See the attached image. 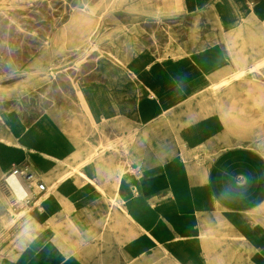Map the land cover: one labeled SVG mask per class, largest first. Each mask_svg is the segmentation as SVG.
Wrapping results in <instances>:
<instances>
[{
	"label": "crops",
	"instance_id": "obj_1",
	"mask_svg": "<svg viewBox=\"0 0 264 264\" xmlns=\"http://www.w3.org/2000/svg\"><path fill=\"white\" fill-rule=\"evenodd\" d=\"M136 1L129 4L151 9V0ZM181 7L205 27L179 41L171 24L170 43L104 50L76 90L93 123L107 133L122 123L117 132L131 133L124 151L104 141L83 158L82 139L62 126L77 130L49 115L59 138L35 147L49 174L39 193L48 196L47 236L40 243L32 235L0 264H264V108L240 103L245 75L264 59V0ZM179 16L138 21L155 20L161 32L158 20ZM4 185L21 201L19 177ZM36 198L29 204L39 206Z\"/></svg>",
	"mask_w": 264,
	"mask_h": 264
},
{
	"label": "rangeland",
	"instance_id": "obj_2",
	"mask_svg": "<svg viewBox=\"0 0 264 264\" xmlns=\"http://www.w3.org/2000/svg\"><path fill=\"white\" fill-rule=\"evenodd\" d=\"M133 1L0 0V190L10 203V208H0V256L26 247L34 234L38 233L35 242L40 243L47 236L44 210L28 203L30 210L20 215L25 204L14 201L3 187L11 161L28 165L41 181L50 183L42 167L43 157L37 152L58 140L56 130L64 129L65 134L82 139L86 146L83 158L93 151L99 154L104 141L114 143L113 150L120 145L123 151L131 141V133L126 138L117 132L118 127L122 131V123L115 122L116 131L107 133L87 118L77 96L78 87L92 74L96 57L104 50H121L134 43L140 47L170 43L171 24L178 26L179 37L173 39L179 41L186 37L187 29L205 27L202 21L182 15L181 0H162L157 5L151 0V9L130 5ZM161 13L164 18L180 16L172 22L158 20L161 32L159 27L155 29V20L138 21ZM131 23L136 30L131 31ZM144 25L152 26L149 30ZM245 78L249 79L242 81V108H264V100L258 99L262 98L259 87H264V66ZM233 104L228 101L227 107L234 108ZM52 112L77 132L66 125L56 129L49 117Z\"/></svg>",
	"mask_w": 264,
	"mask_h": 264
},
{
	"label": "built area",
	"instance_id": "obj_3",
	"mask_svg": "<svg viewBox=\"0 0 264 264\" xmlns=\"http://www.w3.org/2000/svg\"><path fill=\"white\" fill-rule=\"evenodd\" d=\"M10 177H19L22 180V184L27 193H25V197L43 193L48 190L45 183L36 176V173L28 165L21 166L20 163L12 162L3 181L7 182V179Z\"/></svg>",
	"mask_w": 264,
	"mask_h": 264
},
{
	"label": "bare ground",
	"instance_id": "obj_4",
	"mask_svg": "<svg viewBox=\"0 0 264 264\" xmlns=\"http://www.w3.org/2000/svg\"><path fill=\"white\" fill-rule=\"evenodd\" d=\"M262 65H264V59H261L258 63H256L253 67H251V68H249V71L251 72V71H254V69H257L259 66H262ZM246 73H245V71H242L240 74H238V75H245ZM228 81V79H225L224 81H222V83L221 84H225L226 82ZM219 86H216L215 88H218ZM81 166H79L78 167V169L80 168ZM62 179L63 178H65V176L64 177H61ZM20 179V178H19ZM17 180H18V178H17ZM8 183L11 185V188L13 189V190H16V181H14V180H8ZM56 186H57V183H54L53 185H52V187L55 189L56 188ZM3 187H5V185H4V182H3ZM22 187V186H21ZM1 188V187H0ZM6 189V188H5ZM7 190V189H6ZM8 191V190H7ZM10 194H11V196L13 197V200L14 201H16V202H21L20 204H25V207H24V209L23 210H21V212H20V215L21 214H26L29 210H30V207L27 205L28 203H31L32 202V200H33V198L35 197H38V198H36L35 199V201L33 202V203H39L40 202V205L38 206V207H41L42 208V202L48 197L47 195H46V193H44V194H38L37 196H35V195H33V196H27V197H25V193H26V191H23V194L21 195V201L16 197V195L11 191V189H10V191H8ZM27 194V193H26ZM41 195V196H40ZM2 206L3 207H6V208H10V203H9V201L4 197V195H3V193L1 192V190H0V208H2ZM2 222V221H1ZM4 225V224H3ZM6 226V225H5Z\"/></svg>",
	"mask_w": 264,
	"mask_h": 264
}]
</instances>
